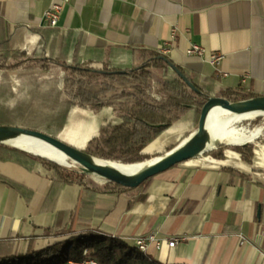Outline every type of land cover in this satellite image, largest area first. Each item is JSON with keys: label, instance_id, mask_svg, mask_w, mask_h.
<instances>
[{"label": "crops", "instance_id": "0c3cea01", "mask_svg": "<svg viewBox=\"0 0 264 264\" xmlns=\"http://www.w3.org/2000/svg\"><path fill=\"white\" fill-rule=\"evenodd\" d=\"M54 2L62 10L52 28L43 14ZM172 27L177 39L166 56L211 96L226 89L264 95V0H0L1 54L125 69L144 52H159ZM190 42L220 52V64L188 56ZM105 109H72L81 127L76 147L84 149L111 117ZM197 120L189 109L144 152L177 146ZM71 127L62 126L59 135L68 137ZM260 129L248 142L249 160L231 148L221 156L205 151L120 192L83 193L81 185L54 183L40 163L0 147V239L12 238V252L21 254L36 235L37 248L47 241L45 228L70 212L75 231L98 229L134 242L153 235L146 253L163 263L264 264V144L254 141Z\"/></svg>", "mask_w": 264, "mask_h": 264}, {"label": "trees", "instance_id": "16d2710c", "mask_svg": "<svg viewBox=\"0 0 264 264\" xmlns=\"http://www.w3.org/2000/svg\"><path fill=\"white\" fill-rule=\"evenodd\" d=\"M163 56L167 57L157 51L147 54L144 52L140 61L131 67L113 69L108 66L97 68L84 63H66L56 58L11 52L0 53V70L5 75L16 72L17 78L24 83L34 81L39 76L37 72L56 74L55 90L63 95L62 103L67 108L54 128L57 133L71 107L93 111L111 107L115 113L114 121L101 126L98 134L89 140L83 150L109 161L133 164L154 157L144 152L146 145L189 109H195L199 115L201 106L211 96L204 85L182 71L199 92L189 87L162 59ZM118 70L124 72H112ZM158 73L160 76L156 77L155 74ZM170 73L171 78H167ZM117 86L122 88L119 92H115ZM110 90L114 91L111 99L105 95ZM221 95L234 101L254 96L250 92L229 89L221 92ZM263 118L264 115L257 116L249 124L257 125ZM45 128L47 131L53 129L47 124ZM260 142L264 144V135ZM0 147L24 153L14 146L0 144ZM253 147L252 143L227 146L218 144L209 151L221 156L224 148H231L249 160ZM170 149L172 147L166 151ZM31 158L44 167L52 182L81 185L83 193L88 190H129L107 181L95 184L78 164L71 166L37 155H32ZM59 215L63 220L65 216L70 218L71 213L62 212ZM61 220L58 219L54 225L45 228L43 236L47 241L39 247L34 248L37 236L29 237L26 250L21 254L12 252V238L0 239V264H90L89 261L95 264H169L139 251L134 241L108 235L98 229L75 231L68 225L69 220Z\"/></svg>", "mask_w": 264, "mask_h": 264}, {"label": "water", "instance_id": "95a60500", "mask_svg": "<svg viewBox=\"0 0 264 264\" xmlns=\"http://www.w3.org/2000/svg\"><path fill=\"white\" fill-rule=\"evenodd\" d=\"M162 59L172 68L175 74L188 84L189 87L196 92H199V90L194 87L178 66L165 56H163ZM99 71L104 72L102 70ZM112 72L124 71L118 70ZM214 107H219L225 110V113L227 115H231L232 119L240 117L238 118L240 120L237 119L234 121L247 120L264 115V95H256L235 101L222 95L208 96L200 108L196 128L177 146L173 147L169 151H166L163 155L152 158L151 161L140 162L144 164L146 163V165L132 174H128L117 166L112 165L111 163L113 161L101 159L104 162H107L108 165L98 164L94 160L100 158L85 152L83 149L66 143L58 137L21 126L0 124V144H10L9 141L11 139L19 135H27L58 150L64 158L69 160L72 164H78L84 173L97 175L105 181L115 183L120 187L135 188L158 173L190 158L201 155L205 151L212 148L209 146L210 137L206 132V122L209 112ZM249 115H252V117H249ZM22 150L28 151L34 155L45 157L43 154L35 153L24 148H22ZM122 164L126 165L124 163Z\"/></svg>", "mask_w": 264, "mask_h": 264}, {"label": "rangeland", "instance_id": "374dc122", "mask_svg": "<svg viewBox=\"0 0 264 264\" xmlns=\"http://www.w3.org/2000/svg\"><path fill=\"white\" fill-rule=\"evenodd\" d=\"M0 72L2 73L0 75V124L15 125V126H21L24 128L32 129V130H37V131L49 134L51 136L54 135V137H58L59 139H61L62 141L70 145H73L75 147L77 146L76 141L79 139V132H80L81 127L79 126V124H77L75 119L71 118V111L74 107H71L69 111L67 112L65 120L63 124L61 125V128L58 131V133L54 129L56 128V125L59 122L60 117L65 113L67 109L66 104L62 103L64 99L63 95L57 93L55 90V83L57 82V77L55 73L43 74V73L37 72L39 76L36 79H34V81H32L31 83H26V82L24 83L20 79L17 78L16 72H8V74L6 75L3 71L0 70ZM170 75L171 73L168 75L167 78H171ZM155 76L159 77L160 74L159 73L155 74ZM52 77L54 79H49ZM121 89H122L121 87L117 86L115 89L116 90L115 92H119ZM113 93H114L113 90H110L107 93H105L106 98L111 99V97L113 96ZM76 108H81V107H76ZM104 108H108L105 110H109L111 117L109 119L108 118L104 119V122L99 126L96 134L92 136L89 140H91L93 137H95L98 134V131L101 126L107 124L109 121H112V120L114 121L115 119V113L113 112L112 108L103 107L102 109L104 110ZM82 109L90 111V112H98V111H93V110L85 109V108H82ZM84 118L86 117L84 116ZM252 119L254 118L242 120V121H234L230 125L237 128L238 132L244 135H251L253 133L257 134L256 132L258 131H256V129L261 128L259 133L262 132L260 134V137L262 138V136L264 135V118L261 120L259 124L254 125V126H251V124H249ZM182 122H185L184 119ZM46 124L49 125L50 127H53V129H51L50 131H47V129L45 128ZM71 125L72 127L69 128L70 133H68V137L64 138L61 135H59L62 129V126L68 127ZM196 125H197V121H196ZM261 138L255 139L254 141L259 142ZM248 142L249 141H244L241 143H230V142L219 140V141L211 142L209 146L211 148L218 144H223L227 146V145L244 144ZM4 145H7V146L14 145V147L17 146L13 143L4 144ZM16 148L22 150V147L20 146H17ZM22 151L26 155H30L29 156L30 158L32 155H34L28 151H25V150H22ZM205 153L215 155L214 153H210L209 150H207ZM159 154L160 155L164 154V151L157 152V153L155 152L153 154H148V155L154 156L152 158H155V157H158L155 155H159ZM45 157H49L52 160H56L61 163L69 164L72 166V163L65 158L61 159L57 156H53L50 154H46ZM95 157L104 159L98 156H95ZM152 158L146 161H149ZM89 180L93 181L95 184H98V185L105 182L104 179H102L101 177L97 175H93V174H89ZM68 217L69 216H65L64 218H62L63 220L65 219L64 222H66L67 220H69L68 223L70 222V218Z\"/></svg>", "mask_w": 264, "mask_h": 264}, {"label": "bare ground", "instance_id": "6f19581e", "mask_svg": "<svg viewBox=\"0 0 264 264\" xmlns=\"http://www.w3.org/2000/svg\"><path fill=\"white\" fill-rule=\"evenodd\" d=\"M225 112H226L225 110L219 107H214L209 112L208 119L206 122V132L210 137V143L219 140L230 143H241L244 141H251L256 134L255 133L251 135L240 134L237 128L230 125L232 122H234V120H237L240 117H235L232 119L231 115H227ZM249 117H252V115H249ZM9 142L35 153H40L43 155L50 154L53 156H57L61 159L64 158V156L58 150L50 147L47 144L41 143L37 139L27 135H19L11 139ZM94 161L101 165H108L107 162H104L101 159H96ZM111 164L124 170L128 174L135 173L146 165V163L123 165L122 163L116 161H113ZM135 244L137 246L136 240H135ZM137 248L141 252L147 251L146 248H142V247H137Z\"/></svg>", "mask_w": 264, "mask_h": 264}, {"label": "built area", "instance_id": "2783aa9c", "mask_svg": "<svg viewBox=\"0 0 264 264\" xmlns=\"http://www.w3.org/2000/svg\"><path fill=\"white\" fill-rule=\"evenodd\" d=\"M62 10V5L61 3L54 2L52 3L44 12L43 18L44 22L46 25L49 27H56L58 24V20L60 17V13ZM177 39V29L176 27H172L169 31L168 38H166L162 46L159 48V52L163 55H167L175 40ZM185 53L188 56H196L198 58H201L203 60H206L209 64H211L213 67H216L220 64L221 60L223 59V55L220 52H207L206 49L199 43L197 42H190L188 46L185 49ZM137 241V247H142L147 249V241H152L154 240L153 235H149L147 238L144 237H137L135 239ZM179 238H171L167 240L168 246L172 247L174 244L178 242ZM161 245V242L157 241L156 246L159 248ZM90 264H95L93 261H89Z\"/></svg>", "mask_w": 264, "mask_h": 264}]
</instances>
